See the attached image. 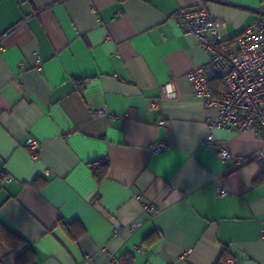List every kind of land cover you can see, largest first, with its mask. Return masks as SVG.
I'll list each match as a JSON object with an SVG mask.
<instances>
[{"label": "crops", "instance_id": "0c3cea01", "mask_svg": "<svg viewBox=\"0 0 264 264\" xmlns=\"http://www.w3.org/2000/svg\"><path fill=\"white\" fill-rule=\"evenodd\" d=\"M197 5L231 43L264 15V0H0V169L14 179L0 233L25 241H0V264H264V171L232 161L264 142L221 128L205 140L216 111L188 74L208 52L168 18ZM164 85L176 97L150 111ZM104 159L97 183L88 164Z\"/></svg>", "mask_w": 264, "mask_h": 264}, {"label": "built area", "instance_id": "2783aa9c", "mask_svg": "<svg viewBox=\"0 0 264 264\" xmlns=\"http://www.w3.org/2000/svg\"><path fill=\"white\" fill-rule=\"evenodd\" d=\"M168 18L178 26L183 35L195 36L199 46L208 52L207 62L188 74L194 96L204 100L205 108L216 111V122H208L205 140L213 142V129L221 128L239 132L252 130L264 142V15L254 24L248 25L233 43L222 35L225 23L211 17L199 5L179 9ZM33 57L36 69L40 70L38 54L35 52ZM214 82L220 84L213 95L210 86ZM159 91L158 101L152 102L148 107L150 111L157 110L161 101L176 97V92L170 85L161 86ZM94 115L112 117L104 108L96 110ZM159 124L163 125L164 121L161 120ZM27 145L30 150L37 147L32 140ZM164 148L160 144L154 150L159 152ZM216 153L224 162L229 159L225 146L218 148ZM232 161L234 166L255 161L260 170L264 171V144L249 156ZM13 181L11 175L0 169V189ZM217 192L222 197L227 194L223 189H217ZM151 209L155 212L153 207ZM139 226L140 223L135 222L130 224L129 229L134 231ZM259 237L264 240V227L260 229ZM191 253L192 249H185L180 257H187ZM221 264L235 262L228 257Z\"/></svg>", "mask_w": 264, "mask_h": 264}, {"label": "trees", "instance_id": "16d2710c", "mask_svg": "<svg viewBox=\"0 0 264 264\" xmlns=\"http://www.w3.org/2000/svg\"><path fill=\"white\" fill-rule=\"evenodd\" d=\"M219 84H220L219 82L215 83V86L213 87L214 94L216 93ZM88 168L92 174L93 179L97 183H100L107 175V172L109 170V161L107 159L94 161L88 164ZM262 181H264V173H262V175L255 180V183H260ZM64 229L73 240H76L84 233L82 227H79V229L77 230H73L72 225L67 226L66 224H64ZM3 236L4 238L6 237V240H4ZM0 241L1 242L4 241L7 245H10L13 249H18L25 244V241L23 239H21L19 236L9 231H6L5 235H2V233H0ZM147 242L150 243V240L147 239ZM30 259H32V255H30L29 259L25 257V260H30Z\"/></svg>", "mask_w": 264, "mask_h": 264}]
</instances>
